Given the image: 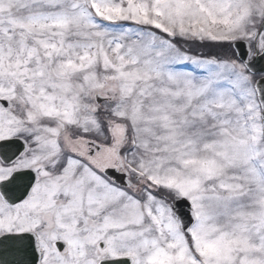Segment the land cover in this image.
I'll return each instance as SVG.
<instances>
[{
	"label": "snow or ice",
	"instance_id": "obj_1",
	"mask_svg": "<svg viewBox=\"0 0 264 264\" xmlns=\"http://www.w3.org/2000/svg\"><path fill=\"white\" fill-rule=\"evenodd\" d=\"M0 264H264V0H0Z\"/></svg>",
	"mask_w": 264,
	"mask_h": 264
},
{
	"label": "water",
	"instance_id": "obj_2",
	"mask_svg": "<svg viewBox=\"0 0 264 264\" xmlns=\"http://www.w3.org/2000/svg\"><path fill=\"white\" fill-rule=\"evenodd\" d=\"M259 67V66H258Z\"/></svg>",
	"mask_w": 264,
	"mask_h": 264
}]
</instances>
